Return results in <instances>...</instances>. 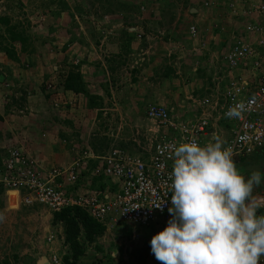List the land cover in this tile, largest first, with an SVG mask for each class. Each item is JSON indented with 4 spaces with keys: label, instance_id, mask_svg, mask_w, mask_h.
Listing matches in <instances>:
<instances>
[{
    "label": "rangeland",
    "instance_id": "rangeland-1",
    "mask_svg": "<svg viewBox=\"0 0 264 264\" xmlns=\"http://www.w3.org/2000/svg\"><path fill=\"white\" fill-rule=\"evenodd\" d=\"M192 8L200 9L198 17L192 15ZM238 11L232 6V0H0V18L8 19V23L0 21L2 83L10 91L12 99L20 101L18 104L25 106L32 96L37 103L45 105L41 114L50 115L49 108L53 104L49 83L57 84L63 71L68 72L75 63H84L88 65L86 76L92 75L86 80L92 86L99 82L94 81V74L98 77L100 73L104 74L99 80L108 83L110 79L112 85H107L103 91L101 118L97 117L98 110L88 113L83 96L80 97L83 98L84 110L74 112L75 101L73 107L68 106L74 112V119H78L75 122L81 123L75 134L83 136L84 144L87 141L96 148L108 149L114 143L133 152L148 150L159 130L163 129L148 118L150 104L168 108L176 122H186L201 115L198 102L212 92V78L227 74L225 51L244 29L245 18ZM12 32L25 39V46L19 40H13ZM124 33L133 36L128 52L123 49L126 43ZM23 47L27 48L26 53L40 51L41 56L38 55L39 59L35 61L36 56L22 55L25 53ZM52 47L60 54L65 49L70 53L61 57L64 62L59 61L58 56L53 62L55 71L59 70L60 74L51 73L52 62L45 64L43 51L47 52ZM10 51L16 57L10 55ZM68 60L73 64L67 63ZM7 61L24 69L9 77L11 71L6 70V67L10 68ZM45 65L50 66L48 75L53 74L51 77L43 73ZM17 76L25 78V81L15 83ZM15 107L12 109L18 111ZM34 112L27 105L21 111L28 118ZM252 158L261 161L257 155H252ZM239 168H244L242 173L246 176L256 170L264 173L256 163L240 165ZM1 188L0 264H13L18 262L21 252L28 247L32 249L31 241L38 235L34 236L33 230H40L43 223L49 225L52 220L43 218L47 215L41 211L43 205L20 203L16 192L2 191ZM254 193L264 195V183ZM258 203L264 205V199ZM119 224L124 226L125 236L133 237L132 240L126 238L123 244L129 246L123 250L127 257L133 255L135 258L138 251L140 260L145 261L143 264H160L159 261L153 262L156 258L151 251L148 255L151 246L146 241L151 240L148 238L151 227ZM53 226L54 239L61 234L58 230L60 223ZM161 226L156 230L166 227L165 224ZM119 236L115 234L118 242Z\"/></svg>",
    "mask_w": 264,
    "mask_h": 264
},
{
    "label": "built area",
    "instance_id": "built-area-1",
    "mask_svg": "<svg viewBox=\"0 0 264 264\" xmlns=\"http://www.w3.org/2000/svg\"><path fill=\"white\" fill-rule=\"evenodd\" d=\"M232 6L245 15L247 21H244L240 36L235 37L225 51L227 74L213 78L212 92L198 102L201 115L186 122H176L168 108L150 104L148 118L163 128L159 127L150 149L132 152L113 145L107 152L99 153L87 144L76 148L75 158L66 167L45 170L39 160L25 149L10 147L0 164L3 187L8 192L17 191L20 203L41 204L52 213L79 206L104 224L108 219L114 223L139 226L155 222L167 224L171 218L168 212L171 206L168 175L172 171V155L177 144L196 141L204 145L213 137L220 136L225 146L233 151L235 162L251 154H263L264 0H232ZM192 31H195L194 27ZM53 87L54 84L49 83V91ZM61 95L52 96L55 108L63 107ZM74 101L68 102L70 107L74 106ZM238 103L245 105L242 115L226 118L228 109ZM91 160H97L91 171L92 177H106L115 182L117 188L113 193L85 190L73 193L57 181L62 178L66 184H76L89 170ZM156 204H162L161 208L153 207ZM52 262L62 264L57 257ZM260 264H264V257Z\"/></svg>",
    "mask_w": 264,
    "mask_h": 264
},
{
    "label": "clouds",
    "instance_id": "clouds-1",
    "mask_svg": "<svg viewBox=\"0 0 264 264\" xmlns=\"http://www.w3.org/2000/svg\"><path fill=\"white\" fill-rule=\"evenodd\" d=\"M244 109L238 103L225 116L239 118ZM172 160L171 218L167 224L159 222L167 226L150 241L156 260L160 264H260L264 214L258 209L264 205L258 203L254 190L264 183V173H242L220 136L204 145L181 142L174 147Z\"/></svg>",
    "mask_w": 264,
    "mask_h": 264
},
{
    "label": "crops",
    "instance_id": "crops-1",
    "mask_svg": "<svg viewBox=\"0 0 264 264\" xmlns=\"http://www.w3.org/2000/svg\"><path fill=\"white\" fill-rule=\"evenodd\" d=\"M191 12L193 16L198 17L201 11L199 8H192ZM241 15L243 18H245V15L243 14ZM245 21H247V18H245ZM58 51L59 50L57 51L54 50L53 47L50 48V50H47V52L43 51L44 57H45V64L55 62L56 61L55 59L58 57H59L58 59L59 61L64 62L65 59L61 60L62 59L61 57H66L67 54H70L68 53V50L66 49L64 52L62 51L63 53L61 54ZM37 52L38 53H36V51L32 53L25 52V53H22V55H25L29 58L36 56L37 57L35 59L36 61L39 59V56H41L39 54L40 51H37ZM19 55L20 54H18V56ZM10 61L12 62V60ZM69 61L70 60H68L67 63L71 64L72 62L71 61L69 62ZM11 62L9 61L6 62L7 64L10 65V68L6 67V70H9V72L11 71L10 72L11 75H9V77H12V74H17L20 72V70L22 71L24 69V68L22 69V67H19L20 68L19 69L17 65H14ZM41 63H43L42 65H44V61H42ZM78 64H81L80 71L83 73L85 80L86 78L88 80V77L92 78L91 74L89 76L88 75L86 76L85 70L88 69V65L85 66L84 63H81V62H78ZM75 65L77 64L75 63ZM50 66L53 68V71L51 70V73L59 72V70L55 71L56 70L55 63H53L52 65L50 64ZM50 66L47 67L45 65L44 67L42 66L43 68L40 67L38 69L42 68L43 73L47 74V77L48 76L51 77V75L53 74L48 75V73H50V69H49ZM26 68H30V65H26ZM92 72L94 73L95 71H92ZM102 74L100 73L98 77L94 74V78H95L94 81L98 80L99 82L93 83V86L86 80L89 91L93 93L94 95H98L101 97H102L103 91L104 92L106 91L107 85L108 86L112 85V82L110 79H108V83H106V81L104 82V80L102 81L99 80ZM3 79L4 77L0 76V86H1L0 87V104H1L0 114L3 117V121L1 122V125H0L1 131H2V138L0 139V149L3 150L2 157L5 156L6 150L8 147L17 146V147H21L25 149L32 156L36 157L45 170H48L52 167L68 166L76 156V152H77L76 148H83L87 144H89L86 140L84 144L83 136H79L75 134L78 131L77 128H80L81 123H79V121L75 122L78 119H74L73 113L74 112L78 113L79 110L81 111L84 110L83 101H82L83 98H81L80 96L72 92H67L60 96L62 104H63V107H62L63 109L62 108L58 109L51 105L52 108L51 107L49 108L51 109V114L48 115L45 113L43 115L41 114V112H43L44 110L42 108L43 106H45L43 102L37 103V101L31 98L32 96H30L29 103L26 102L25 104L28 107H30V109L35 111L36 113L34 112L33 114H31V117L28 118L24 113H21V111L26 105L24 106V105L18 104L20 101L17 102L15 99H12L10 91L8 89H5V86L3 85L4 83H2ZM28 79H30V77ZM8 80L9 79H6L5 81L8 82ZM23 80L25 81V78L23 79L17 76L15 83H17L18 81L22 82ZM20 86L21 85H19V87ZM67 94L69 96L66 97ZM69 97L73 98L76 102H78V106L76 104V111L74 112L73 110L68 108V102L70 100L67 98ZM18 99L20 100L19 97ZM21 103H22V100H21ZM14 106H16L15 109L18 111H15L12 109ZM64 106H67V109H65ZM86 110L88 111V113H91V112L93 113V110H89V109H86ZM80 134L84 135V133H82L81 131H80ZM113 145L115 144L112 143L110 147ZM108 149L100 147V148H96V151L99 153H105L107 152ZM96 164H97V160H91L90 165H89V170L83 174V176L79 179V181L76 184H66L64 183V180L62 178H58L57 181L60 184H64L65 187L70 192H73V193H79L84 190L85 191H100V192L102 191L106 194L113 193L115 189L117 188V184L115 182H113L109 178L100 177V178H103L102 180H100L99 177H92L91 171L96 166ZM238 169L242 172L241 170L242 168L238 167ZM14 192H16V195L18 196V192L17 191H14ZM255 194L256 193H254V195ZM255 196H258V195H255ZM18 202H20V199H18ZM262 208L263 207L258 209V213H259V210ZM41 211L47 212V215L43 217L45 220H48V219L52 220L53 213L49 209L42 206ZM259 214H264V211ZM120 223L123 224V222H120ZM43 224L44 226L42 228H39L40 230H36V229L33 230L34 236L36 233L38 235H36L35 237L33 236L34 240L32 239L31 241V243L33 244L32 249L28 247L27 250L21 252L17 258L18 262L13 263V264H54L52 262L54 257H57L59 262L64 264L65 256L70 254V247L69 245L65 243V234H64L63 225L60 224V229H58L61 234L59 236H56L57 238L55 237L54 239L49 241L48 239L51 236H55L54 235L55 233H53V228H52L54 226L52 225V223L49 225L45 223ZM105 225L107 227L105 234L102 235L101 237H98L96 241L89 243L88 241H84L82 239L84 243L85 254L80 257L77 263H80V264H94L96 262L99 264H143L145 263L144 260H140L138 251L135 255L136 259L134 258L133 255L127 257L128 254L125 251H123L126 249V247H129V246H126V247L123 246V244L125 245V239L127 238L128 240H132L133 238L132 235L125 236L126 232H125L124 226L122 227L119 224V222L114 223L110 219L107 220ZM161 225L163 224L159 222L152 223L149 226L151 228H150V235L148 238H152L153 235H155L154 232L158 233L160 230L158 231L156 229L159 227H163ZM40 232L41 234L39 235ZM115 234L120 235L119 236L120 242H118V239H115ZM138 240L141 243L140 235L138 237ZM150 241L151 240L149 241L147 240L146 243L150 244ZM155 260H153V262H158ZM8 264L10 263L8 262Z\"/></svg>",
    "mask_w": 264,
    "mask_h": 264
},
{
    "label": "trees",
    "instance_id": "trees-1",
    "mask_svg": "<svg viewBox=\"0 0 264 264\" xmlns=\"http://www.w3.org/2000/svg\"><path fill=\"white\" fill-rule=\"evenodd\" d=\"M0 21H5V23H8V19L6 18H0ZM124 34L126 35V38H124V41H126V43L124 44L123 49H125V52H128L131 50V46H132L131 39L133 36L131 34H126V33ZM12 36L14 41L19 40L20 42H22V45L25 46V44L23 43L25 39L23 37L21 38L20 34H16L12 32ZM22 50L26 52L27 48L23 47ZM9 53H11L10 55L16 57L13 51H10ZM80 67L81 64L72 65L70 66L68 72L63 71L64 73L59 76V80H57V84H54V87L50 90L51 91L50 95L52 97L54 95L59 96L61 95V93L65 94L67 92H72L76 95L83 96L86 99V108L89 110H98L97 117L101 118L103 115V113L101 112V108L104 106L103 97L91 94V92L88 89V84L84 78V75L80 71ZM2 121H3V117L0 114V125ZM1 138H2V131L0 128V139ZM92 148L96 150V147L93 146ZM2 151L3 150L0 149V164L2 161ZM252 155H257V157L261 158V161L253 159ZM263 161H264V153L263 154L255 153L241 160H237L236 165L237 167H239L240 165L246 166L247 164L250 163L252 164L256 163L260 168H263L264 170ZM243 169L244 168H242L241 170ZM103 178H100V180H102ZM0 186L3 187L1 183ZM263 211L264 208L260 209L259 213ZM59 223L62 224L64 228L65 243L70 247V254L65 256L64 258L65 264L77 263L80 257L85 254L84 243L82 239L84 241H88L89 243H92L96 241L98 237L104 235L107 229L104 223L98 222L95 219H93L84 209H82L79 206L67 207L61 210L60 212H54L52 218V224L56 225ZM150 251L151 248L148 250V255ZM94 264H99V263L96 262Z\"/></svg>",
    "mask_w": 264,
    "mask_h": 264
},
{
    "label": "water",
    "instance_id": "water-1",
    "mask_svg": "<svg viewBox=\"0 0 264 264\" xmlns=\"http://www.w3.org/2000/svg\"><path fill=\"white\" fill-rule=\"evenodd\" d=\"M259 199H264V195L256 196Z\"/></svg>",
    "mask_w": 264,
    "mask_h": 264
}]
</instances>
